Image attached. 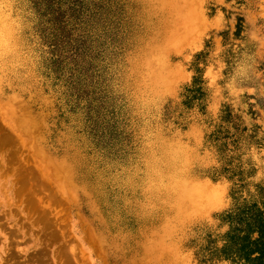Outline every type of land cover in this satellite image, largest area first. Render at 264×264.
<instances>
[{
    "label": "rangeland",
    "instance_id": "374dc122",
    "mask_svg": "<svg viewBox=\"0 0 264 264\" xmlns=\"http://www.w3.org/2000/svg\"><path fill=\"white\" fill-rule=\"evenodd\" d=\"M188 1L175 44L189 6L169 0H0V264H237L231 214L264 216V0ZM179 178L214 198L177 220Z\"/></svg>",
    "mask_w": 264,
    "mask_h": 264
},
{
    "label": "bare ground",
    "instance_id": "6f19581e",
    "mask_svg": "<svg viewBox=\"0 0 264 264\" xmlns=\"http://www.w3.org/2000/svg\"><path fill=\"white\" fill-rule=\"evenodd\" d=\"M170 2L181 4L182 7L184 5H188L189 8L187 12L177 17L178 21V29L171 35L170 34V43L173 42L175 44L180 43L182 39L188 37L192 30H196V24L199 21L198 10L189 4V1L185 0L183 4L180 2L182 0H169ZM168 24L167 16H162V24ZM189 34V35H188ZM10 36V39L13 38V32L10 24L7 22V19L0 11V50L2 45H6V41L4 40L5 36ZM183 36V37H182ZM6 38V37H5ZM12 41V40H11ZM7 51V49L5 50ZM4 51V52H5ZM150 53H147L143 57V65L145 66L146 75L150 79L153 85L162 87V89H166L167 86L172 80V74L170 73V66L165 61L161 51L157 49L148 50ZM28 114H23L19 117V122L25 128H32L34 123H28L27 118ZM168 156V175L170 178L174 177V175L178 172L177 166L174 164V154L170 152L167 154ZM70 166L64 163L60 168L59 172H70ZM167 190L172 193L170 200L177 212V220H180L183 215L188 212H200V210L204 206H208L213 202V195H206L207 189L205 190L202 186L197 185L191 181H188L186 178L176 179L174 182H171L167 185ZM210 191V190H209ZM183 213V214H181ZM168 234L167 230H162L161 237ZM155 240L153 242L152 251H145L142 257L145 258L148 255L153 254L154 256L158 255V248L164 247L166 248V244L163 243V240ZM146 247H148L146 245ZM138 261H135L136 263Z\"/></svg>",
    "mask_w": 264,
    "mask_h": 264
},
{
    "label": "trees",
    "instance_id": "16d2710c",
    "mask_svg": "<svg viewBox=\"0 0 264 264\" xmlns=\"http://www.w3.org/2000/svg\"><path fill=\"white\" fill-rule=\"evenodd\" d=\"M231 216L226 243L218 249V254L237 264H264L263 213L246 207Z\"/></svg>",
    "mask_w": 264,
    "mask_h": 264
}]
</instances>
